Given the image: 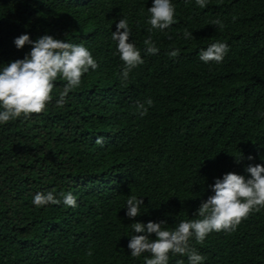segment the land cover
I'll use <instances>...</instances> for the list:
<instances>
[{
  "label": "trees",
  "instance_id": "obj_1",
  "mask_svg": "<svg viewBox=\"0 0 264 264\" xmlns=\"http://www.w3.org/2000/svg\"><path fill=\"white\" fill-rule=\"evenodd\" d=\"M171 3L175 22L149 32L153 0H0V71L30 53L14 44L22 34L83 45L99 65L62 108L58 78L42 113L0 124V264H145L150 253L128 248L146 234L133 223L173 230L201 219L216 179L264 165V0ZM121 18L144 61L126 80L112 39ZM149 36L158 54L146 52ZM216 42L228 46L223 61H201ZM49 191L61 201L71 193L77 206L33 204ZM131 196L143 200L135 218L126 215ZM189 246L202 264H264V208ZM179 262L187 255L169 253L168 264Z\"/></svg>",
  "mask_w": 264,
  "mask_h": 264
},
{
  "label": "clouds",
  "instance_id": "obj_2",
  "mask_svg": "<svg viewBox=\"0 0 264 264\" xmlns=\"http://www.w3.org/2000/svg\"><path fill=\"white\" fill-rule=\"evenodd\" d=\"M199 7L206 6V0H196ZM151 25L148 29L165 30L174 22L175 8L171 0H153V5L148 9ZM214 25L223 28L219 20ZM123 30V31H121ZM192 33H185V37ZM130 28L126 18H121L116 24V31L112 39L117 42V51L125 67L122 77L126 80L129 72L144 63L139 50L129 42ZM17 49H22L26 44L31 45V51L24 59H17L0 71V124L7 123L21 116L27 118L31 114L42 113L47 104L52 100L54 81L58 78L66 81L63 91L59 94L56 105L60 108L66 103L68 93L81 84L82 76L89 71H95L98 63L91 52L83 45H74L44 35L32 41L27 34L15 38ZM148 54H158L159 49L152 42L151 36L144 41ZM228 46L216 42L199 52V59L205 63L223 61ZM179 49L171 51L168 55L177 57ZM151 106L153 101H146ZM140 115L147 114L144 104L137 106ZM97 144L103 143V137H97ZM252 159V157H249ZM239 162V158H237ZM249 178L229 172L218 178L211 185L214 195L202 201L196 214L201 219L181 221L173 230L163 229L166 222H148L146 225L136 222L132 224L135 233L145 235H132L128 244L132 257H139L142 253H150L151 258L145 259V264H168L169 253L187 255L189 264H202L204 257L195 249L190 248L189 240L195 238L197 243H203L207 235L213 231H235L243 219L253 211L264 208V165H249L246 168ZM57 199L52 191L37 193L33 204L41 207L48 204L59 205L61 202L68 207H76V198L71 193H61ZM142 199L131 196L127 200L126 215L135 218L140 215ZM155 234V239L151 235ZM91 254V253H89ZM182 264V262H179Z\"/></svg>",
  "mask_w": 264,
  "mask_h": 264
}]
</instances>
